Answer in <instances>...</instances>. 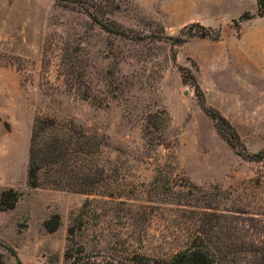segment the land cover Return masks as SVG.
I'll use <instances>...</instances> for the list:
<instances>
[{"label": "rangeland", "instance_id": "rangeland-1", "mask_svg": "<svg viewBox=\"0 0 264 264\" xmlns=\"http://www.w3.org/2000/svg\"><path fill=\"white\" fill-rule=\"evenodd\" d=\"M192 23L206 30L172 38ZM203 105L264 156L258 0H0V200L20 193L0 207L6 263L67 264L68 246L170 258L201 235L213 264H264V158L238 154ZM39 116L99 146L88 193L50 185L45 163L30 186Z\"/></svg>", "mask_w": 264, "mask_h": 264}, {"label": "trees", "instance_id": "trees-1", "mask_svg": "<svg viewBox=\"0 0 264 264\" xmlns=\"http://www.w3.org/2000/svg\"><path fill=\"white\" fill-rule=\"evenodd\" d=\"M69 0H64L68 2ZM260 13L264 14V0H258ZM85 9V8H83ZM87 11V9H86ZM201 26L200 23H192L187 26L186 36L172 37L177 42H184L195 33L193 29ZM205 29V27H203ZM206 30V29H205ZM203 37L210 36V33L202 32ZM191 82L200 90L198 83L193 77ZM186 80V79H185ZM202 94V93H201ZM206 112L217 122L219 131L237 150L238 154L246 158H264L263 152L250 155L246 152V146L242 143L240 135L227 120V118L216 109H208L203 105ZM85 136L84 134H81ZM80 137V136H79ZM77 137L68 126L62 124L53 117L39 116L36 119L31 140L30 165H29V184L32 187L40 185V172L42 165L47 164L49 170L53 173V179L50 185H66L77 192L88 193L94 188L100 169L97 161L99 160L100 149L96 143L90 140L83 141ZM241 146L243 150H239ZM20 198V193L11 188L3 191L0 200V207L3 210L12 209L16 206ZM61 225V216L58 213L53 214L45 222L48 231L54 232ZM69 234L74 236L75 228L69 229ZM205 238L199 235L191 247L178 252L170 258H151L139 253L128 254L106 263L97 262L96 258L91 256L83 257L84 251H76L68 246L65 252L67 264H213L212 253L204 247ZM92 258V259H91ZM255 264L257 260L253 261ZM260 263H264V255ZM0 264H7L4 256L0 253Z\"/></svg>", "mask_w": 264, "mask_h": 264}]
</instances>
